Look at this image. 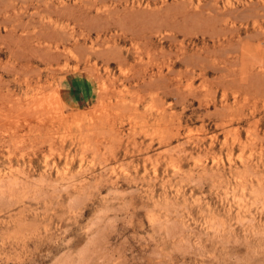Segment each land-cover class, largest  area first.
<instances>
[{"label": "rangeland", "instance_id": "rangeland-1", "mask_svg": "<svg viewBox=\"0 0 264 264\" xmlns=\"http://www.w3.org/2000/svg\"><path fill=\"white\" fill-rule=\"evenodd\" d=\"M263 8L264 0H0V176L23 173L13 162L30 167L45 145L47 159L75 160L63 152L69 142L87 151L126 139L143 149L138 137L186 136L211 140L217 163L221 143L244 164L245 184L250 175L264 183ZM77 76L95 84L83 110L66 90ZM29 227L0 216V264H27Z\"/></svg>", "mask_w": 264, "mask_h": 264}, {"label": "clouds", "instance_id": "clouds-1", "mask_svg": "<svg viewBox=\"0 0 264 264\" xmlns=\"http://www.w3.org/2000/svg\"><path fill=\"white\" fill-rule=\"evenodd\" d=\"M137 141L152 148H129L125 139L85 151L69 142L63 152L76 157L69 160L59 154L47 159L51 149L45 145L30 167L28 161L13 162L23 173L0 176V216L31 226L20 246L27 264L261 261L264 183L251 175L246 184L241 180L239 146L233 163L218 142L212 151L224 162L217 163L208 152L211 140Z\"/></svg>", "mask_w": 264, "mask_h": 264}, {"label": "crops", "instance_id": "crops-1", "mask_svg": "<svg viewBox=\"0 0 264 264\" xmlns=\"http://www.w3.org/2000/svg\"><path fill=\"white\" fill-rule=\"evenodd\" d=\"M66 90L73 95L74 104L88 103L95 95V84L89 77L77 76L68 79L66 83Z\"/></svg>", "mask_w": 264, "mask_h": 264}, {"label": "bare ground", "instance_id": "bare-ground-1", "mask_svg": "<svg viewBox=\"0 0 264 264\" xmlns=\"http://www.w3.org/2000/svg\"><path fill=\"white\" fill-rule=\"evenodd\" d=\"M25 1H26V0H25ZM84 1H85V0H84ZM86 1H87V0H86ZM10 4H11V3H10ZM8 6H9V4H8ZM11 6H12V5H11ZM262 6H263V5H262ZM257 8H258V7H257ZM63 10H64V9H63ZM230 10H231V9H230ZM256 10H257V9H256ZM263 10H264V8H263ZM3 11H4V10H3ZM231 11H232V10H231ZM231 11H230V12H231ZM44 12H45V11H44ZM46 12H47V11H46ZM250 12H251V11H250ZM255 12H256V11H255ZM257 12H258V11H257ZM241 13H243V11H242ZM247 13H248V12H247ZM247 13H245V14H247ZM261 13H262V12H261ZM245 14H244L242 17H245ZM251 14H252V13H251ZM216 15H217V14H216ZM235 15H236V14H235ZM251 16H252V15H249V18H250ZM255 17H256V16H255ZM216 18H217V17H216ZM257 18H258V17H257ZM238 19H240V16H239ZM217 21H218V20H217ZM40 22H41V21H40ZM16 24H17V23H16ZM16 27H18V26H16ZM19 28H20V27H19ZM22 28H23V27H22ZM53 29H54V28H53ZM28 31H29V30H28ZM41 31H42V30H41ZM57 31H58V30H57ZM61 31H62V30H61ZM48 32H49V31H48ZM29 33H31V32H29ZM29 33H28V35H30ZM44 33H45V32H44ZM44 33H43V34H44ZM63 33H64V32H63ZM47 34H48V33H47ZM64 34H65V33H64ZM66 34H67V32H66ZM40 35L42 36V33H41ZM51 35L53 36V33H52V34L50 33L49 36L46 35V34L43 35V36H44V37H45V36H48V37L51 38ZM30 36L32 37V34H31ZM54 36H55V35H54ZM28 37H29V36H28ZM249 37H250V36H249ZM251 37H252V36H251ZM13 38H14V37H13ZM25 38H26V37H25ZM25 38H24V39H25ZM35 38H36V37H35ZM42 38H43V37H42ZM50 38H49V39H50ZM17 39L20 40V37H18ZM17 39H14V40H16V41L19 42V40H17ZM22 39H23V37H22ZM22 39L20 40V42H22ZM27 39H29V38H27ZM61 39H62V38H61ZM3 41H4V40H3ZM23 41H24V40H23ZM16 43H17V42H16ZM243 43H244V42H243ZM3 44H4V43H3ZM6 44H8V43H6ZM17 44H18V43H17ZM8 45H9V44H8ZM18 45H19V44H18ZM240 46H242V45H240ZM17 47H18V46H17ZM47 47H48V46H47ZM49 48H50V47H49ZM239 48H240V47H239ZM10 49H11V48H10ZM14 49L17 50V49L15 48V46H14ZM20 49H21V48L18 49L19 52L21 51ZM237 49H238V48H237ZM12 50H13V49H12ZM12 50H11V52H13V54H14V56H15V52L12 51ZM101 50H103V49H101ZM225 50H226V49H225ZM97 52H98V51H97ZM22 53H23V52H22ZM23 54H24V53H23ZM117 54H118V53H117ZM17 55H18V54H16V56H17ZM115 55H116V54H115ZM22 56H23V55H22ZM103 56H104V55H103ZM153 56H154V55H153ZM188 57H190V56H188ZM141 58H142V57H141ZM199 58H200V56L198 57V59H199ZM208 58H209V57H208ZM185 60H187V58H186ZM188 60H189V59H188ZM186 63H187V62H186ZM13 66H14V65H13ZM194 66H195V65H194ZM15 68H16V67H15ZM15 68H14V69H15ZM12 69H13V68H12ZM172 69H173V68H172ZM186 69L189 70L188 68H186ZM160 70H161V69H160ZM179 70H180V69H179ZM14 71H15V70H14ZM17 71H18V70H17ZM17 71H16V72H17ZM32 71H33V69H32ZM162 71H163V70H162ZM176 71H177V70H176ZM20 72H21V71H20ZM184 72H185V71H184ZM30 73H31V72H30ZM139 73H140V72H139ZM184 74H185V73H184ZM28 76H29V75H28ZM155 78H156V77H155ZM160 78H161V77H160ZM156 82H157V81H156ZM146 83H147V82H146ZM148 83H149V82H148ZM149 84H150V83H149ZM151 84H152V83H151ZM151 84H150V85H151ZM160 84H161L160 82L157 84V85H159V88H158V89L156 88L157 91H159L160 86H162V85H160ZM138 85H139V84H138ZM164 85H165V87H167L166 84H164ZM147 86H149V85H147ZM129 87H130V86H129ZM176 88H177V87H176ZM161 89H162V88H161ZM208 90H210V89H208ZM164 92H165V91H164ZM208 92H209V91H208ZM205 93H206V92H205ZM156 94H157V92H156ZM138 95H139V94H138ZM153 97H154V95H153ZM154 98H157V96L154 97ZM161 102H162V101H161ZM157 103H158V102H157ZM119 104H120V103H119ZM126 104H127V103H126ZM126 106H127V105H126ZM126 109H127V108H126ZM130 109H131V108H130ZM128 110H129V109H128ZM142 113H143V112H142ZM166 122H168V121H166ZM198 136H199V135H198ZM202 137H203V136H202ZM52 139H53V138H52Z\"/></svg>", "mask_w": 264, "mask_h": 264}]
</instances>
